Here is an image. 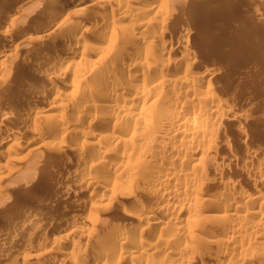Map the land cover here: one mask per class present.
<instances>
[{"label":"bare ground","instance_id":"obj_1","mask_svg":"<svg viewBox=\"0 0 264 264\" xmlns=\"http://www.w3.org/2000/svg\"><path fill=\"white\" fill-rule=\"evenodd\" d=\"M38 1L4 17L0 4L17 49L0 52V208L33 195L8 211L0 264H264L258 122L202 56L216 46L207 11L230 0ZM45 168L71 196L55 229L35 217ZM24 227L26 243L3 241Z\"/></svg>","mask_w":264,"mask_h":264},{"label":"rangeland","instance_id":"obj_2","mask_svg":"<svg viewBox=\"0 0 264 264\" xmlns=\"http://www.w3.org/2000/svg\"><path fill=\"white\" fill-rule=\"evenodd\" d=\"M22 1L25 2L27 0L25 1L24 0H0L1 7L4 6L2 8L3 10L1 14L3 13V11H4L3 14H6V15L13 14L16 8L23 3ZM47 1L48 0H46V2ZM250 1L249 0H230V1H227L228 6H226V4H223L225 2L223 3L221 2V3H217L216 5H214L213 7L214 9L207 11V15H206L207 19H205L206 21L204 22V24L206 25V22H207V25L210 24L208 25V27L212 26L211 28H208V29L210 30V32L213 29L214 32L211 33L210 38L208 39H214V43L216 44V46H213L210 49H206L203 52L202 56L209 64H213L217 67L219 66L221 69L220 70L221 76H219L218 78L219 80L218 82H221V83H217L218 91H222L225 94L230 92L229 94H227L229 96L233 94L232 92H234V95H235L234 97H236V99L239 100L238 101L235 99L236 101H238V103L243 102L244 105L241 103L243 107L249 104L247 109L248 110L251 109L250 118L252 119V120L250 119L249 122L252 121V123H254L253 121H257L258 123L257 122L256 123L258 125L256 127L257 130L255 132L249 129L251 133L248 131L249 133L248 138L251 139L250 142H252L251 144L252 147H255L256 145L257 148H259L262 152H264L263 151L264 150V20H263L264 17H261L263 19L262 21H259V19L261 20V18L258 19L254 16V10L257 8L261 9V7L258 6V4L254 1H253V4H251L252 2ZM39 2H41V0L38 1V3ZM42 2H45V1L43 0ZM41 3H39V5L41 6H45L46 4H48L46 3L45 5H43ZM254 6L257 8H255ZM34 7L35 5L33 7L31 6V9H28L27 11L33 10L32 8ZM253 8L255 9L253 10ZM211 11H214L212 12L213 16H211L212 15ZM259 12L263 14L264 10L261 9L259 10ZM36 13H35V17L38 19V21L35 17L34 18L36 20L33 17H32V20L34 19V22L36 24L40 22L39 23L40 25L35 26L32 20L30 24L32 23V25L35 27L43 26V24L44 25L47 24V19H48L46 17L47 14L40 15L41 16L40 17L39 15L36 16ZM63 13L67 14L66 11L63 12L62 10V15L59 18L66 16ZM89 13L90 11H88V14ZM204 16L203 18H205ZM207 16L208 17L210 16V17L208 18ZM2 17H4V15ZM38 17H40V20ZM43 17L46 20L42 19ZM1 21L2 19L0 16V52H14L17 49L14 46L11 47L13 44L12 39L9 41L11 43L10 44L5 40L4 36H2L1 34V31H2L1 29H3V27L1 26V23H2ZM44 21L46 22L43 23ZM200 30L201 29H199V31ZM221 33H226L228 37L225 39H220L219 35ZM213 36H215V38H213ZM220 78L222 79L220 80ZM15 85L13 87L11 86V88H9V90L7 89L6 91L17 90L18 92L16 91L15 95L18 94L19 96L20 95L19 92L22 89L21 90L17 89V85L15 88ZM23 91H26V90L23 89ZM23 91H21V95L23 94L22 93ZM240 95H242L243 98ZM8 98L10 97L8 96ZM244 98L248 104L244 103ZM8 100L9 99L0 100V105H3L6 101L8 102ZM46 170H47L46 168L39 170L38 174L35 175L37 180L35 179L34 183L32 184V188L35 190L34 194L36 196L43 198L44 200H47V204L44 206L43 210H38L35 214L36 215L35 217L41 223H46L47 216L49 215L50 220H52L51 223L49 224L53 229H55L58 227V223L56 219L61 216H67V214L72 210V205L70 202L71 196L64 197L63 195L59 194L56 190H54L53 186L48 184L46 180L42 179L43 174H45ZM0 177L5 179L6 172L0 173ZM40 177L42 178L40 179ZM20 185L21 184L19 182L17 183L16 181L12 183V185H9V186H15V187L17 186L16 188H19ZM12 188L13 187H11V189ZM70 195H73V194H70ZM74 195L75 196L78 195L77 192L74 193ZM28 196L30 197L29 199L27 198ZM32 196H33L32 194H29V195H25L26 198L25 197L23 198L21 196L13 197V199L16 198L20 201L18 200L16 201L15 199L14 200L15 203L12 206L11 205L8 206L7 204L6 205L4 204V206H6L7 208L5 207L4 209V206L3 207L1 206L2 209L0 208L1 209L0 211L3 210L2 211L3 214L2 212H0V214L5 215L4 212L9 213L8 211H10V213L12 214L13 213L15 214V212L16 213L19 212L18 209L23 208L24 204H27L23 202H26L27 199H28L27 202L31 201ZM16 202H20V203L16 204ZM31 207L35 209L33 206ZM16 209L18 211H16ZM10 213L8 214L7 217H6L7 214L5 216H0V230L3 227H5V225L14 224L15 219L9 216ZM11 216L13 217V215ZM1 220H4V222L2 221L3 222L2 223ZM28 233L29 235L32 234V231L29 228H26V227L20 228L13 232V236L7 235L10 239L7 238V236H5L4 238L6 239L5 240L3 239V241H6L7 239L12 240V237L13 238L19 237L18 239H16L19 242L16 241L15 238L13 240H15L16 243H20V240H21V243H26L27 242L26 237ZM22 239H23V242H22ZM68 244H66V246L63 249L68 250L70 248V244L69 245Z\"/></svg>","mask_w":264,"mask_h":264}]
</instances>
